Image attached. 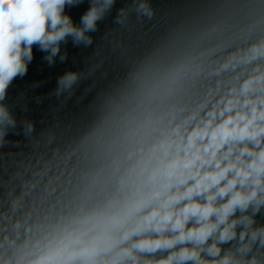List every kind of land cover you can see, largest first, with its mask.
Instances as JSON below:
<instances>
[{"label": "clouds", "instance_id": "clouds-1", "mask_svg": "<svg viewBox=\"0 0 264 264\" xmlns=\"http://www.w3.org/2000/svg\"><path fill=\"white\" fill-rule=\"evenodd\" d=\"M83 3L0 0V264H264V0ZM110 16L38 127L33 48Z\"/></svg>", "mask_w": 264, "mask_h": 264}, {"label": "water", "instance_id": "water-1", "mask_svg": "<svg viewBox=\"0 0 264 264\" xmlns=\"http://www.w3.org/2000/svg\"><path fill=\"white\" fill-rule=\"evenodd\" d=\"M125 0H117L116 8H119ZM173 0H152V3L157 8L162 10L167 9L171 6ZM88 0H84V3L79 7L71 9L66 8V13L69 14L75 23H79L81 15L88 9ZM112 16H115V9L113 10ZM112 16L99 25V32L93 33L94 43L91 47L85 48L75 47L72 42L62 46L61 52H67V60L60 62L59 58L56 59L54 65L49 66L43 59L44 53L38 51L35 47L33 48L34 59L29 65L27 75L23 79H17L13 86L9 90L10 100H15L20 94L26 93L29 112L27 116L38 122L46 116H49L50 107L54 106L58 102L55 97H49V93L52 92L57 85V79L68 70H80L87 66L89 59L93 54V50L97 48L101 41L103 33L111 27ZM39 84L38 87L34 85ZM42 97L43 101L41 104H37L35 98ZM71 107V104L69 105ZM18 116L23 117L25 114L18 111ZM11 140H20L21 136L10 135ZM10 149L5 148L4 151ZM264 221V217L260 218Z\"/></svg>", "mask_w": 264, "mask_h": 264}]
</instances>
